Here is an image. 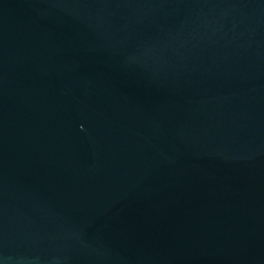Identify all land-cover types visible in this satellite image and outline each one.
<instances>
[{
    "label": "water",
    "instance_id": "1",
    "mask_svg": "<svg viewBox=\"0 0 264 264\" xmlns=\"http://www.w3.org/2000/svg\"><path fill=\"white\" fill-rule=\"evenodd\" d=\"M0 264H264V0H0Z\"/></svg>",
    "mask_w": 264,
    "mask_h": 264
}]
</instances>
